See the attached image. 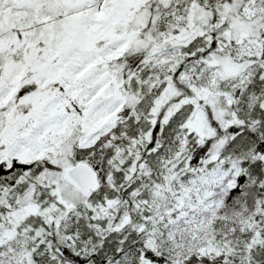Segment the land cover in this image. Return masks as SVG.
Masks as SVG:
<instances>
[{
  "label": "snow or ice",
  "instance_id": "snow-or-ice-1",
  "mask_svg": "<svg viewBox=\"0 0 264 264\" xmlns=\"http://www.w3.org/2000/svg\"><path fill=\"white\" fill-rule=\"evenodd\" d=\"M0 264H264V0H0Z\"/></svg>",
  "mask_w": 264,
  "mask_h": 264
}]
</instances>
